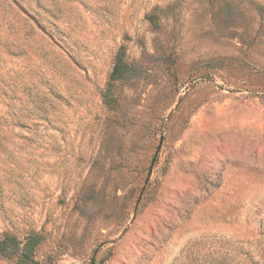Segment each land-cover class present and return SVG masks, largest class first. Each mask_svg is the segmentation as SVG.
I'll use <instances>...</instances> for the list:
<instances>
[{
  "label": "rangeland",
  "instance_id": "374dc122",
  "mask_svg": "<svg viewBox=\"0 0 264 264\" xmlns=\"http://www.w3.org/2000/svg\"><path fill=\"white\" fill-rule=\"evenodd\" d=\"M4 232L55 264H264V0H0Z\"/></svg>",
  "mask_w": 264,
  "mask_h": 264
},
{
  "label": "trees",
  "instance_id": "16d2710c",
  "mask_svg": "<svg viewBox=\"0 0 264 264\" xmlns=\"http://www.w3.org/2000/svg\"><path fill=\"white\" fill-rule=\"evenodd\" d=\"M152 22L154 19L150 18ZM128 66L125 61V49L121 46L117 55L113 69L109 75L108 89L104 93V100L113 106L115 100L108 96L112 90L114 81L122 78L127 72ZM42 241V236L38 233H30L24 239H20L15 235L4 232L0 237V254L15 261V264H55L50 259L41 260L36 257V248Z\"/></svg>",
  "mask_w": 264,
  "mask_h": 264
}]
</instances>
